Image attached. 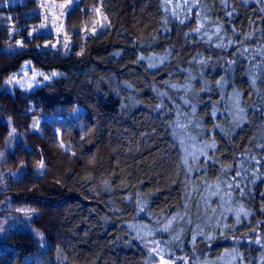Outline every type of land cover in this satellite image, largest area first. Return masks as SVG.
Masks as SVG:
<instances>
[{
    "label": "trees",
    "instance_id": "trees-1",
    "mask_svg": "<svg viewBox=\"0 0 264 264\" xmlns=\"http://www.w3.org/2000/svg\"><path fill=\"white\" fill-rule=\"evenodd\" d=\"M189 1L81 0L69 28L99 5L111 26L69 56L41 35L7 51L0 17V217L33 212L0 264H156L154 241L187 264H264V0ZM26 61L58 76L9 90ZM78 105L83 126L31 130Z\"/></svg>",
    "mask_w": 264,
    "mask_h": 264
},
{
    "label": "rangeland",
    "instance_id": "rangeland-1",
    "mask_svg": "<svg viewBox=\"0 0 264 264\" xmlns=\"http://www.w3.org/2000/svg\"><path fill=\"white\" fill-rule=\"evenodd\" d=\"M171 1V0H170ZM175 1V0H174ZM34 3L32 7L29 5ZM81 0H4L0 3V7H6L7 9L21 6L19 11H0V17H4V21L10 24L12 44L7 47V51L14 52L17 50H23L26 48L25 39L33 38L36 35L43 36V41L36 46L38 52H53L58 55L69 56L75 53H79L83 50L88 38L99 35L110 28V19L104 12L101 5L91 8V16L85 21L81 27H70L68 25V16L80 5ZM187 8L190 7V1L180 0ZM195 4L199 1L193 0ZM64 5H67L64 7ZM99 9V13L95 10ZM192 14L193 7L187 9ZM20 13V14H19ZM106 17V19H105ZM22 20H24L22 22ZM43 25V26H42ZM95 29V31H93ZM25 32L26 37L21 36V33ZM81 34L83 42L79 44L76 39V35ZM56 72H46L42 69L35 67L31 61H26L22 68L12 74L7 80V87L9 90H13L15 87H21L26 90H32L37 86L50 81L54 77ZM47 76L49 79H44ZM11 80V83L9 81ZM19 81V83H17ZM36 109L35 104L31 105V110ZM86 113V109L78 105L74 109L68 110L65 108H59L55 113H47L43 110L39 114L33 117L31 123V130L33 132L41 133L44 123L51 121L54 124L55 130L58 135H61V127L59 123L67 122L69 125L75 124L79 127L83 126L82 118ZM3 130L0 128V135ZM15 130L12 131L11 136L16 139ZM66 149L70 147L67 144L62 143ZM4 154V151L0 150V160ZM37 172L42 174L44 172V166L40 165ZM4 172L0 168V179H4ZM17 211L7 213L0 217V243H2L3 237L11 230L19 227L27 226L29 218L33 215L31 210L25 208H17ZM161 254V252H160ZM163 255V254H161ZM166 260H170L172 264H187V259L184 257H166ZM156 259V263L159 260V256Z\"/></svg>",
    "mask_w": 264,
    "mask_h": 264
},
{
    "label": "snow or ice",
    "instance_id": "snow-or-ice-1",
    "mask_svg": "<svg viewBox=\"0 0 264 264\" xmlns=\"http://www.w3.org/2000/svg\"><path fill=\"white\" fill-rule=\"evenodd\" d=\"M69 3H71V0H69ZM185 3H187V0H185ZM66 6L67 5H64V7H66ZM177 7H179V5H177ZM95 11L97 13H99V9H96ZM229 15H231V13H229ZM105 19H106V17H105ZM93 31H95V29H93ZM194 31L199 32L200 27H197ZM217 32H219V29H217ZM53 75H56V73H53ZM44 79H49V77L45 76ZM9 83H11V80L9 81ZM17 83H19V81H17ZM185 163H187V161H185ZM257 163H259V161H257ZM236 175L238 176V175H240V173H237ZM228 187L231 188L232 185L229 184ZM236 187H239V185L237 184ZM245 215H247V213H245ZM175 219H176V217H173V220H175ZM237 222H239V213L237 214ZM171 224H172V221H169L168 224H166L162 229H159V230L160 231H168L169 228L171 227ZM0 231H2V229H0ZM255 242L260 243V240L257 239ZM153 243L155 244V246L151 248V253L155 254L156 256H159V260L157 261V264H172V262L170 260H166L164 258V256L160 254V250H159L160 242L154 241Z\"/></svg>",
    "mask_w": 264,
    "mask_h": 264
},
{
    "label": "water",
    "instance_id": "water-1",
    "mask_svg": "<svg viewBox=\"0 0 264 264\" xmlns=\"http://www.w3.org/2000/svg\"><path fill=\"white\" fill-rule=\"evenodd\" d=\"M157 264V263H156Z\"/></svg>",
    "mask_w": 264,
    "mask_h": 264
}]
</instances>
